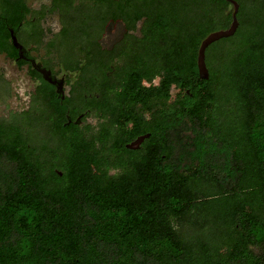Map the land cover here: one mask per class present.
Wrapping results in <instances>:
<instances>
[{"label": "trees", "instance_id": "1", "mask_svg": "<svg viewBox=\"0 0 264 264\" xmlns=\"http://www.w3.org/2000/svg\"><path fill=\"white\" fill-rule=\"evenodd\" d=\"M236 1L200 79L229 1L0 0V53L30 27L78 78L62 100L33 72L32 106L0 117V264H264V0ZM107 19L126 30L113 51Z\"/></svg>", "mask_w": 264, "mask_h": 264}, {"label": "flooded vegetation", "instance_id": "2", "mask_svg": "<svg viewBox=\"0 0 264 264\" xmlns=\"http://www.w3.org/2000/svg\"><path fill=\"white\" fill-rule=\"evenodd\" d=\"M47 1V0H46ZM47 3V2H44ZM43 4V3H42ZM40 4L39 7L42 5ZM46 17H44L43 19H41L40 24L43 27V31L45 33L44 35V41H47L48 38L51 36L50 32H53L50 30V28L47 26L45 27L44 25V21H45ZM141 21L142 19L137 20L136 22V31L134 32V34H137L140 30V26H141ZM112 24H117L120 27V31L118 32V34L116 35V37L114 36L113 38L110 39H106L105 38V33L107 32V27L111 26ZM60 27H58L57 31L59 30ZM11 30H12V34L16 37V40L18 42V44L21 46L20 49L18 50L12 42L11 39ZM33 30V29H32ZM31 30V28H9V34H10V41L11 44L13 45V48L16 52V56L11 59L10 57L6 56L8 59L12 60L13 62L16 63L17 67H22L23 65L26 66V69L28 71V74L30 76V78L32 80L35 81V86L33 87V92H35L37 90V87L41 85V81L40 78L45 80L48 84H50L53 87L54 92L56 93L57 96L60 97V99H64V98H68V97H72L73 98V94H74V98H77V92H71L72 91V85L73 83H75L77 81V75H75L74 73H72V78L70 79L69 75L65 76V73L63 72L60 76H58V74L60 73L59 67H47L45 65H43V63L41 61H36L35 57L32 55V52L34 50L39 49L38 46L35 43H32L31 41H29V35L33 33V31ZM55 31V32H57ZM125 25L121 20H112V19H107L104 25V29L102 31L101 37L98 39V42L101 44V46L103 47V49H106L108 51H113L114 48L117 46L116 44H119V41L122 40L125 34ZM105 38V40H104ZM103 43V44H102ZM112 66V65H110ZM40 69H44V72H40ZM33 72H37L40 75V78L36 75L33 74ZM107 73H109V71H107ZM84 86V84L80 85V87ZM86 95V93L84 94ZM71 98V100H72ZM73 98V100H74ZM72 100V102H73ZM71 103V102H70ZM70 105V104H69ZM68 105L67 109L65 110V117L67 118V123H69L70 121H79L81 120V118H85L86 120L91 119L90 117L85 116L84 114L87 113L89 110L88 109H84L82 111H80L79 113H77V115L74 118H71V107Z\"/></svg>", "mask_w": 264, "mask_h": 264}, {"label": "rangeland", "instance_id": "3", "mask_svg": "<svg viewBox=\"0 0 264 264\" xmlns=\"http://www.w3.org/2000/svg\"><path fill=\"white\" fill-rule=\"evenodd\" d=\"M29 2L32 7L37 8L40 4L46 2V0H29ZM44 25L45 27L48 26L53 32L57 31L59 27L57 16L55 14L46 15ZM119 31V25L112 24L107 27L105 38L116 37ZM44 54L45 50L43 46L32 52V55L38 62L42 60ZM63 72L65 76L69 75L70 79H73L72 73L65 71H60L58 76ZM35 84V81L30 78L25 65L17 67L15 62L8 59L3 53H0V117H7L12 113L14 114L31 107Z\"/></svg>", "mask_w": 264, "mask_h": 264}, {"label": "water", "instance_id": "4", "mask_svg": "<svg viewBox=\"0 0 264 264\" xmlns=\"http://www.w3.org/2000/svg\"><path fill=\"white\" fill-rule=\"evenodd\" d=\"M226 1H229L232 5L230 24L226 28L217 29V30H214V31H211L210 33H208L201 40L199 47H198V50H197L196 64H197V70H198V77L200 79H207L209 77V71H208V68H207L206 62H205V50H206L207 46L209 44H211L212 42L220 39V38L228 37V36L232 35L235 32L236 28L238 27V19H237L236 14H237L239 5H238L236 0H226ZM10 34H11V39H12L13 45L19 50L21 46L18 44L16 37L12 34V30H11ZM40 72L43 73L44 69H40ZM147 136H148V133L139 135L135 139H133L132 141L126 143L125 146L127 148H130V149L138 148L140 143ZM59 174H60V172H59Z\"/></svg>", "mask_w": 264, "mask_h": 264}]
</instances>
